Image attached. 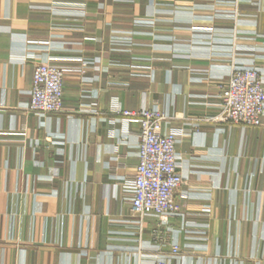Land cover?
I'll use <instances>...</instances> for the list:
<instances>
[{"label": "crops", "instance_id": "obj_1", "mask_svg": "<svg viewBox=\"0 0 264 264\" xmlns=\"http://www.w3.org/2000/svg\"><path fill=\"white\" fill-rule=\"evenodd\" d=\"M45 61L66 70L57 116L25 109ZM249 62L264 83V0H0V264H264V117L190 128L169 230L135 223L117 186L139 132L117 111L156 103L165 130L217 117L219 82Z\"/></svg>", "mask_w": 264, "mask_h": 264}, {"label": "built area", "instance_id": "obj_2", "mask_svg": "<svg viewBox=\"0 0 264 264\" xmlns=\"http://www.w3.org/2000/svg\"><path fill=\"white\" fill-rule=\"evenodd\" d=\"M26 44L36 43L27 41ZM65 72L64 68L48 61L34 67L28 92L29 100L25 106L27 113L41 117L63 113ZM216 97L217 117H204L191 120L192 122L184 118L185 126L176 129L165 130L175 116L160 110L156 103L135 113L117 111L122 117L134 118L139 122L136 142L138 162L134 174L117 183L122 200L128 205L132 215L137 217L135 223L139 226L145 220H153L169 230L170 219L181 215L175 194L185 184V180L179 171L181 156L176 148L191 136L194 128L198 129L202 122L227 123L241 128L261 124V118L264 117V83L261 70L251 62L233 63L227 76L219 82ZM192 127L193 130L190 129ZM183 228L199 234H206L208 230L206 224L191 222H184ZM159 233L154 231V237L162 240L164 236ZM180 252L186 255L193 251L172 243L169 257H177Z\"/></svg>", "mask_w": 264, "mask_h": 264}]
</instances>
